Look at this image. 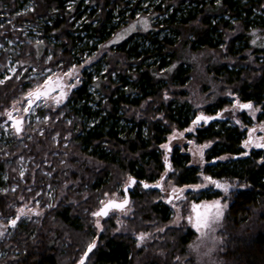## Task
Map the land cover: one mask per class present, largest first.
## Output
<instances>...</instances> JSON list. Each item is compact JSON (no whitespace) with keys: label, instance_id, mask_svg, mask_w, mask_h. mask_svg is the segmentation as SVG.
<instances>
[{"label":"trees","instance_id":"16d2710c","mask_svg":"<svg viewBox=\"0 0 264 264\" xmlns=\"http://www.w3.org/2000/svg\"><path fill=\"white\" fill-rule=\"evenodd\" d=\"M143 1L0 0V78L4 81L0 82V108H8L19 95L41 81L43 77L34 76L46 66L57 67L62 61L64 64L61 68H67L81 62L83 54L89 50L92 37L98 40L105 37L112 22L116 21L114 19L120 15L122 18L134 17ZM242 1L151 0L156 8L147 14L153 23V29L145 34L130 36L119 47L130 59L145 60L149 57L152 60L155 58L153 62L156 63H164L168 49L171 56L176 57L175 43L181 41L183 45L189 44L193 48L202 46L220 51L223 41L221 30L229 26V21L222 17L218 19L217 16L230 12L244 27H248V22L251 24L254 21L255 9L261 8L264 3V0ZM164 28L163 37L160 34ZM233 42L234 40L228 45V53L234 56L236 53L234 54ZM98 43L90 46V50L95 49ZM49 53H52V59L48 61ZM223 66L227 69L226 64ZM7 74L12 76L6 78ZM93 74L87 73L85 81L72 92L64 106V117L54 122L58 112L51 118L55 130H61V138L67 130L72 136L67 148L59 147V156L52 154L55 147L52 139L54 130L48 131L46 136L37 133L33 140L26 141L29 147L23 146L16 135L0 137L1 216L15 214L10 203L16 199L17 192L5 193L2 190L14 180L19 181V150L27 153L29 149L41 163L47 159V155L51 158V166L42 163V169L35 172L37 186H42L48 180L43 168L51 169L53 165L56 167L54 179L58 177L56 181L59 184L63 182L66 172L62 159L67 152V156L70 155L68 149L73 152L74 161L85 158L90 166L87 175L70 186L73 199L60 202L41 223H10V228L15 230L9 239L1 242L3 252L0 254V264H77L79 258H76L85 250L87 241L93 235L94 228L90 220L94 216L93 207L97 204L98 192L112 187L125 175L134 178L135 184H140L145 191H149L148 196L137 199L140 206L138 218L133 220L134 225L140 226L141 220L142 223L152 220L164 224L172 218L168 204L154 201L161 188H144L143 183H153L165 169L160 145L172 127L185 128L189 125V114L182 106L169 103L164 107L166 123L154 118L157 114L154 110L148 116L137 119L132 109L148 98L159 97L164 89L151 79V71L143 70L138 82L142 81L141 89L145 87L142 96L129 98L118 87L113 89L110 86L107 89L110 92L108 102L96 103L99 105L96 122L83 123L81 111L88 113L92 110L87 98ZM225 76L232 80L243 101L254 100L256 104H262L257 121H264V57L255 66L238 71L228 70ZM151 88L152 91L146 93ZM228 104L230 103L226 98H219L215 105L223 108ZM122 114L127 117L125 124L121 123ZM213 116L215 119L204 121L206 125L199 127L195 135L198 143L214 141L206 153L209 161L204 167V174L213 178H237L247 184V187L237 189L230 197L225 217L226 245L222 253L224 264H264V161L258 162L264 157V152L256 149L243 156L241 143L245 131L236 123L226 124L221 116ZM244 116L245 113H242V117ZM66 117H69L70 123ZM143 126L147 127L146 135L142 133ZM59 144L62 145V142ZM9 149L12 154L5 153ZM222 154H232L233 158L229 161H217L215 164L210 162L212 157ZM171 160L176 169L173 177L177 185L200 181L199 167L187 164L190 160L188 153H181L176 149ZM95 161L103 163V166L97 169L92 167ZM73 176H76L75 172ZM70 177L73 179L69 174V179ZM161 177L164 179L165 175ZM123 193L125 195L124 189ZM219 196V191L202 190L198 199L209 200ZM112 230L110 227L107 232H102L99 243L91 251L89 264H155L151 249L153 246L154 250L161 248L160 245L166 241L170 251L168 261H171L173 254L176 251L182 252L195 235L191 228H171L163 243L156 242L144 252L136 247L130 234H113Z\"/></svg>","mask_w":264,"mask_h":264},{"label":"rangeland","instance_id":"374dc122","mask_svg":"<svg viewBox=\"0 0 264 264\" xmlns=\"http://www.w3.org/2000/svg\"><path fill=\"white\" fill-rule=\"evenodd\" d=\"M150 1L144 0L139 9H136L134 17L122 18L121 15L116 17L114 19L116 21L112 22L111 29H109L105 37L102 36L103 38L101 37L99 40L92 37L89 50L83 54L84 57L81 62L74 63L67 68H61L64 64L61 61L57 67L46 66L43 71H38L34 78L43 77L41 81L19 95L8 108H0V137L7 138L10 134L16 135L17 139L21 140L23 146L29 147L26 141L33 140L37 133L40 136H46L48 131L54 130L52 131V139L55 147L52 154L59 156V147L67 148L71 144L72 136L67 130L66 134L61 138V130H55L54 122L64 117L66 112L64 109L65 104L69 101L72 92L85 81L87 73H94L92 83L89 84V98H87L90 102L88 106L92 110L88 113L85 111L82 113L79 108V111H81L83 123L94 124L99 113V105H96V103L103 102L106 104L108 102L107 97L110 95V92L107 91L108 87L110 88L111 86L113 89L118 87V90L122 91L125 96L128 95L127 97L134 99L139 98L144 93L143 89H145V87L141 89L140 85H143L142 81L138 84L139 75L143 70L151 71V79L156 81V85L163 86L164 89L161 91L159 97L148 98L138 107L132 109L137 119H140L142 116H148L154 110L157 112L154 118L161 119L166 123L164 107L169 103L178 107L182 106L183 110L191 118V122L185 128L172 127L165 141L161 143L160 147L169 144L171 151L161 147L162 161L165 169L153 181V183H158L162 178L161 176L165 175L161 191L155 196L154 201H162L168 204L172 218L164 224L145 219L146 221L143 223L141 220L140 226L134 225L133 220L138 218V206H140L137 199L140 196L149 195V191H145L140 184H135L130 190L132 198H130L128 206L122 210L113 209L106 217L93 216V219L91 218L90 221L94 228L92 230L93 235L87 241L85 250L80 252L81 255L76 258H79L77 264H80L89 246L93 242L97 245L102 232H107L110 227L113 229V234H130L135 240L136 247L143 249L144 252L151 249L152 245L156 242L163 243L166 240L165 237L169 233V229L180 228L186 230L191 228L194 231V237L182 252L176 251L173 254L171 261H168L170 251L167 247V241L165 244L160 245L161 248H157L156 250H154L153 246L151 255L156 260L154 261L155 264H224L222 253L226 245L225 217L230 204V197L237 189L247 187V184L237 178H213L204 174V167L209 161L207 160L206 153L214 144V141L198 143L195 137L196 132L199 127L205 126L206 123L201 121L199 124L194 125L193 121L201 113L205 116H221L226 124L236 123L240 126L241 130L245 131L241 143L244 149L242 152L243 156L245 152L256 149H261L264 152V147L256 146L257 143H264V140H260V137H264V121H257V116L262 110V104H256L254 100L243 101L238 91H236V86L232 80L225 76V72L228 70L238 71L255 66L258 60L261 61V58L264 57V3L261 8L255 9L254 21L251 24L248 22V27H244L239 19L231 15L230 12L220 13L217 16L219 17L218 19L222 17L224 20L229 21V26L225 30L223 28L221 30L223 41L220 44V51L202 46L193 48L189 44L183 45V41H181L175 43L176 57L171 56V51L168 49L165 53L166 56H164V63H156L153 62L155 58L152 60L149 57L145 60L130 59L119 47L130 36L145 34L153 29V23L147 13L156 8V4ZM126 9H129V7H126ZM143 20H147V28L141 23ZM133 25H135V30L129 31ZM165 29L160 34L163 37L165 36ZM121 36L123 38H120ZM233 40L234 54L236 53L234 56L228 53V45ZM95 42H99L96 45L97 47L90 50V46L94 45ZM255 50L257 51L255 52ZM50 59H52V53H49L47 56V60L49 61ZM224 64H226L227 69L224 68ZM180 68L181 71L179 72ZM72 70H75L72 76L66 75V73ZM12 74H7L6 78H9ZM0 82L4 83L2 78H0ZM72 84H75V87H70ZM37 89L42 93H46V95H41L39 99L35 95H28L29 92H35ZM151 91L152 88L150 91H146V93ZM62 92L66 94L63 97H61ZM219 98H226L230 104L225 105L223 108L218 107L215 104ZM57 100H59V103H57ZM237 101L240 104L251 103L253 107L252 109L235 107ZM208 107L212 110L209 111ZM58 112L59 114H57L53 122L51 118ZM242 113H245L244 117H242ZM151 115L153 116V114ZM19 118H22L23 121L18 125V127L20 126V132H17L14 120ZM66 118L70 123L69 117ZM126 119L127 117L123 115L121 123L125 124ZM187 129H193V131H187ZM142 133L144 135L147 134L146 126L142 127ZM179 133H183V136H179ZM174 134L178 135L177 139H171ZM250 136L252 143L249 147L245 148L244 142L249 140ZM61 142L62 145L59 144ZM205 144L210 146L203 149V157L201 159L197 152V147ZM176 149L181 153H188L190 155L188 165L199 167L201 179L198 183L184 185H177L175 183L173 174L176 169L172 164L171 156ZM68 151H70V155L67 156V152L66 157L62 159L66 172L63 182L59 184V181H56L58 177H56V180L54 179L56 167L53 165L51 169L43 168V172L48 176V180L44 181L42 186H37L35 172L37 169H42V166H40L42 163L51 166L53 164L51 158L47 155V159L41 163V160L37 159L35 154H31L29 149L27 153L24 150H19L17 156V178L22 183L14 180L12 184L2 190L5 193L16 191L17 195L16 199L10 203L15 214L1 216L2 213L0 212V245L4 239H9V236L13 234L15 229L10 228V223L13 220L22 223L30 221L41 223L43 218L49 215L50 211L56 208L60 202L64 200L71 201L73 199L70 186H72L73 182L77 183L82 177H85L90 166L84 160L85 158L74 161L73 152L71 149H68ZM5 153L12 154L10 149L6 150ZM165 156H167V161L165 160ZM232 158V154H222L212 157L210 162L215 164L217 161H229ZM263 161L264 157H261L258 162ZM92 164L91 166H94L96 169L103 166V163L97 161ZM169 164L171 165V170L168 168ZM74 172L77 177L73 176ZM69 174L73 179L71 177L69 179ZM129 177L125 175L122 178L123 180H117L112 187L100 190L97 195V204L93 207V213L108 199H124L123 187L128 183ZM204 177H211L220 183H228L232 187L225 193L223 189L216 188L206 181ZM53 179L54 181H52ZM197 185L206 186L196 188ZM173 188L184 189V191L177 193L180 197L179 199L173 196ZM202 190L209 192L216 190L221 193V196L209 200H199L198 195ZM134 194L137 196H133ZM153 195L151 192V196ZM170 198L172 199V203H169ZM217 200L224 206L223 216L218 221L202 231L198 230L193 222H189V216L193 217V221L195 220L196 213L193 211V205L201 206L199 211L203 212L204 205L211 204ZM20 209H24V214H21ZM17 217L20 218L17 219ZM141 234H144L143 240L140 239ZM2 250L0 248V254L3 252ZM91 251L87 253L84 264L91 262Z\"/></svg>","mask_w":264,"mask_h":264},{"label":"snow or ice","instance_id":"6c2138e0","mask_svg":"<svg viewBox=\"0 0 264 264\" xmlns=\"http://www.w3.org/2000/svg\"><path fill=\"white\" fill-rule=\"evenodd\" d=\"M141 23L144 24L145 28H147V26H148L147 20H143V21H141ZM131 30H135V25H133L132 28L129 31H131ZM120 38H123V37L121 36ZM74 71L75 70H72V71L66 73V75L72 76ZM70 87H75V84L70 85ZM28 95L29 96L35 95L36 98L39 99L41 95H46V93H42L39 89H37L35 92H29ZM65 95H66L65 93H63V92L61 93V97L65 96ZM57 103H59V100H57ZM235 107H239V108H242V109H252L253 106H252L251 103L240 104L239 101H237V104L235 105ZM9 115H11V114H9ZM211 119H215V117H207V116H204L201 113V115L197 116L196 119L193 121V124L197 125L201 121H205L206 122V121L211 120ZM187 131H193V129H187ZM253 131H255V129H253ZM178 135L179 136H183V133H179ZM178 135L174 134L171 139H177ZM260 140H264V137H260ZM251 143H252V138L250 136L249 140H246L244 142V147L245 148L249 147V145ZM209 146L210 145L205 144V145L197 147V152H198L199 156L201 157V159L203 157V149L207 148ZM256 146L257 147H264V143H257ZM161 147L167 149L168 151H171V148H170L169 144L162 145ZM244 154L247 155L246 152ZM165 160L167 161V156H165ZM168 168H169V170H171V165L170 164L168 165ZM204 179L206 181H208L210 184L214 185L216 188L223 189V191L225 193H227L229 191V188L232 187V185H230L228 183H220L218 181L213 180L211 177H204ZM128 183H129V185L135 184L136 180L134 178L129 177ZM162 186H163V178H162L161 182H158L155 185H149L147 183L143 184L144 188H149V187L162 188ZM205 186L206 185H197L196 188H201V187H205ZM182 191H184V189L173 188L172 189V194H173V196L176 199H179L180 197L177 195V193L178 192H182ZM101 203H103V202H101ZM128 203H129V201L126 198L120 203H117L114 200H110L99 211L94 212L93 215L97 216V217L107 216L109 214V210L110 209H114L115 208V209H121L122 210ZM169 203H172V199L171 198L169 199ZM200 207L201 206H199V205H193V211L196 213L194 221H193V217L192 216L188 217L189 222H193L194 226L198 230L202 231L203 229L210 227L211 224H213L214 222L218 221L223 216V207L224 206L221 205V202L219 200L214 201L211 204L204 205L203 206L204 207V211L203 212L199 211ZM20 212H21V214H24V209H20ZM19 218L20 217H17V219H19ZM15 223H16V220H13L12 224L14 225ZM97 223H99V222L97 221ZM140 239L141 240L144 239V234H141ZM95 246H96L95 242H93L89 246L88 252H90ZM85 256H87V253H85ZM81 264H84V260L83 259L81 260Z\"/></svg>","mask_w":264,"mask_h":264},{"label":"water","instance_id":"95a60500","mask_svg":"<svg viewBox=\"0 0 264 264\" xmlns=\"http://www.w3.org/2000/svg\"><path fill=\"white\" fill-rule=\"evenodd\" d=\"M205 116V115H204ZM207 117H215V116H207ZM213 119H211V120H208V121H212ZM22 121H23V119L22 118H19V119H15L14 120V122L16 123V131L17 132H20V126L18 127V125H20L21 123H22ZM208 121H206V122H208ZM19 129V130H18ZM144 184V183H143ZM147 184H149V185H155V184H157V183H147ZM134 186V184H132V185H129V183L128 184H126L125 186H124V192H125V198L130 202V193H129V190L132 188ZM152 188H156V187H152ZM124 198V199H125ZM124 199H122V200H120V199H115V198H112V199H108L107 201H105L103 204H102V206L97 210V211H99L102 207H104V205L105 204H107L108 203V201H110V200H114V201H116L117 203H120V202H122ZM129 204V203H128ZM128 204L126 205V206H128ZM125 206V207H126ZM124 207V208H125ZM123 208V209H124ZM115 209V208H114ZM111 210H113V209H110L109 210V212L111 211ZM117 210H121V209H117ZM96 211V212H97ZM196 215V214H195ZM103 217H105V216H103ZM86 253H88V250H87V252ZM85 255H84V257H83V260H85ZM80 264H81V262H80Z\"/></svg>","mask_w":264,"mask_h":264},{"label":"bare ground","instance_id":"6f19581e","mask_svg":"<svg viewBox=\"0 0 264 264\" xmlns=\"http://www.w3.org/2000/svg\"><path fill=\"white\" fill-rule=\"evenodd\" d=\"M60 9V8H59ZM61 10V9H60ZM56 11H57V9H56ZM62 11V10H61ZM141 54V53H140ZM137 56V55H136ZM245 123V122H244ZM246 129V128H245Z\"/></svg>","mask_w":264,"mask_h":264}]
</instances>
